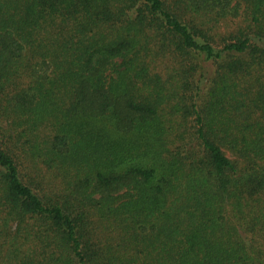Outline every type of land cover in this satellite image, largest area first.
Wrapping results in <instances>:
<instances>
[{
    "label": "trees",
    "instance_id": "1",
    "mask_svg": "<svg viewBox=\"0 0 264 264\" xmlns=\"http://www.w3.org/2000/svg\"><path fill=\"white\" fill-rule=\"evenodd\" d=\"M0 264H264V0H0Z\"/></svg>",
    "mask_w": 264,
    "mask_h": 264
},
{
    "label": "rangeland",
    "instance_id": "2",
    "mask_svg": "<svg viewBox=\"0 0 264 264\" xmlns=\"http://www.w3.org/2000/svg\"><path fill=\"white\" fill-rule=\"evenodd\" d=\"M223 22L224 21H221L220 22L221 23V26H220V30L221 31L225 30V26H224ZM229 24H230V27H233V22H229ZM98 122H100V123H107L106 119H102V118H99L98 119Z\"/></svg>",
    "mask_w": 264,
    "mask_h": 264
}]
</instances>
